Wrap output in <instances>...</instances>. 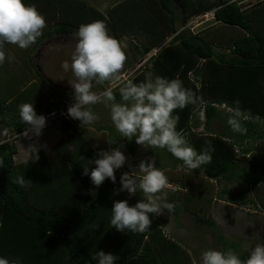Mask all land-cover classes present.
Masks as SVG:
<instances>
[{
  "label": "trees",
  "instance_id": "obj_1",
  "mask_svg": "<svg viewBox=\"0 0 264 264\" xmlns=\"http://www.w3.org/2000/svg\"><path fill=\"white\" fill-rule=\"evenodd\" d=\"M89 1L24 0L43 14L47 26L28 48L27 69L17 70L19 76L22 74L20 83L11 85L12 79L8 78L9 84H0V126L4 135L0 143V256L20 258L22 264H97L95 254L103 251L117 255L116 264L198 262L199 256L192 258L180 243L165 236L164 218L149 214L152 224L145 233L112 228L113 201L128 199L126 192L115 194L120 175L128 168L115 173L116 184L106 179L98 188L82 173L84 166H90L89 171L95 167L86 163L96 158L89 144L95 132H107L108 142L114 141L106 150L124 141L130 154L137 153L135 141L121 139L115 127L80 125L69 117L59 119L61 137L51 148V157L39 149L36 160L30 156L22 163L14 161L17 148L6 138L27 130L19 117V106L33 102L37 115L45 116L56 110L67 111L74 99V90L55 88L45 79L32 52L47 38L76 34L80 25L100 20L119 43L129 35L135 43H129L132 60L124 50V68L115 78L94 88L102 91L113 84L116 101L121 102L120 91L129 80L139 84L160 76L181 80L197 99L175 110L174 115L180 118L177 131H182L198 152L210 150L211 162L192 170L166 149H160L161 154L148 152L157 161L166 160L160 169L177 185L176 192L167 197V202L175 204L169 213L175 221L180 214H189L196 231L206 227L214 232L215 250L231 249L247 259L249 254H244L238 242L224 237L211 211L216 197L223 200L221 196L229 194L227 187L236 182L241 189L223 201L252 207L257 214L264 212V194H260L264 186V0H108V5L102 7ZM210 13L215 27L196 33L185 27L192 18ZM10 45L15 46L4 45L6 55ZM154 50L156 54L147 63L133 74L124 75L133 62ZM230 120L243 131L235 130ZM215 123L221 124L216 133L211 129ZM135 161L138 165L141 160ZM168 161L172 165L166 168ZM177 166L180 172L169 176ZM188 172L201 174L193 189L187 183L192 175L190 179L184 175ZM23 176L25 183L21 185L19 178ZM216 183L224 184L217 196ZM206 185L211 193L204 194ZM144 194L138 191L128 199L129 204L146 199ZM18 230L22 235L13 236ZM12 238L21 245L17 240L8 242Z\"/></svg>",
  "mask_w": 264,
  "mask_h": 264
},
{
  "label": "clouds",
  "instance_id": "obj_2",
  "mask_svg": "<svg viewBox=\"0 0 264 264\" xmlns=\"http://www.w3.org/2000/svg\"><path fill=\"white\" fill-rule=\"evenodd\" d=\"M46 26L45 17L35 5H26L24 0H0V65L10 59L6 56L5 44L28 49L42 36ZM76 36L71 63L64 61L62 64V68L66 72L71 71L74 77L71 83L74 103L67 109L69 118L78 120L80 125H92L98 117L89 106L103 103L110 108L111 121L122 139L134 140L141 146L166 149L188 169H198L211 162L210 150L198 152L187 142L182 131H177L180 118L178 114L174 115L175 110L197 102L181 80L160 76L139 84L129 80L120 91L121 102H117L111 87L99 93L93 89L96 84L115 78L124 68L127 57L119 41L109 34L106 24L100 20L80 25ZM19 117L32 137L38 138L46 126V118L37 115L33 102L19 106ZM229 123L235 130L243 131L234 120ZM108 143L111 145L114 141ZM96 147L94 144L93 148ZM38 151L37 147L31 146L30 155L35 160L38 159ZM95 157L86 161L95 167L89 171L90 166H84L82 175L89 176L97 188L106 179L116 184L115 173L124 167L127 160L123 152L110 147L97 151ZM19 183H25L24 176L19 178ZM119 185L116 195L126 192L131 199L142 191L147 198L134 205H130L128 199L113 201L110 224L118 232L145 233L152 224L149 214L159 216L165 210L172 212L175 208L174 203L157 195L169 185V181L153 159L141 160L135 170L122 173ZM95 259L97 264H116L119 257L97 251ZM201 260L202 264H264V242L258 243L247 259H241L231 249L219 251L210 248L202 252ZM0 264H22V260L0 256Z\"/></svg>",
  "mask_w": 264,
  "mask_h": 264
},
{
  "label": "rangeland",
  "instance_id": "obj_3",
  "mask_svg": "<svg viewBox=\"0 0 264 264\" xmlns=\"http://www.w3.org/2000/svg\"><path fill=\"white\" fill-rule=\"evenodd\" d=\"M92 1L98 7L108 5V0H92ZM211 19H212V14L210 13V14L204 15L203 17H200V19L198 20V22H196V24L201 23V21L204 22V20H207L206 23H210V22H212ZM197 29L198 28H195L193 31H196ZM129 36H124L120 42V45L123 48V50H125L127 52V55L129 56L128 59H129V61H131L132 56L130 54L131 47H129V43H131L133 45V43H135V42L133 39H130L131 37H129ZM72 44H74V46H76L72 39L71 40L67 39L66 41L63 40L62 42H58V43L53 42L52 47L50 46L51 48L49 50H47L45 44H43V45L40 44L34 52L36 54V52H38L41 49L40 51L44 55V57L42 56V59L44 60V62H46L47 60L49 61L46 63V64H49V66H50L49 69H47V71L52 72L53 77H57L59 74L58 69L61 70V67H62V64L64 61H68V62L70 61V59L73 55V52H74V50L73 51H70V50L59 51V50L61 49V47L63 48V46H65L67 49H69V46H73ZM154 51L157 52V50H154ZM154 51H152L150 54L146 55L144 58H142L138 62H133V67H131L130 69H127L124 75L129 76V75L133 74L135 72V69L138 68V66H141V65L147 63L149 57L154 56V54H153ZM156 52H155V54H156ZM53 58L55 59L54 62L52 60ZM41 64H43V63H41ZM67 76H68V80L66 82L72 83V81L74 80L72 78L73 75L71 76V74L70 75L67 74ZM113 86H114L113 84H111L108 87L105 86V88L103 90H105L106 88H109V87L112 88ZM66 88H72V87H71V85H68ZM93 90L96 91L97 93L103 91V90L101 91V89L97 88V86ZM89 107L92 109V111L94 113H96V115L98 117L97 121L92 125H95V126L96 125H100V126L106 125V126L114 127V125L111 121V118H110V108L109 107H106L105 104H103V103L90 105ZM46 126L48 127V129L50 128V130H52V131L54 129L57 131V134H54L49 139L50 142L53 139H57L60 135V132L58 130L59 127H58L57 121L47 120ZM220 128H221L220 123H215L211 127V129L214 133L218 132L220 130ZM26 138H28V136H26L25 139ZM31 138L29 137V140L32 141L34 138H32V139ZM90 139H91V141H90V143L89 142L88 143L91 144L92 148H93L94 144L97 145L96 148H93L96 152L99 150H106V148H108L107 132H103V135H99L98 133L95 132L94 135H91L89 140ZM45 144H47V143H45ZM135 145L137 146V153L135 155H132V154H130L129 149L127 147L126 148L124 147V141H119L117 143V146H118L117 148H119L127 158L125 166L128 167L130 170H135L137 167V165L135 163L138 161H134V160L153 159L155 161V166L158 164L156 166L158 168H160V164L163 161H166L163 158L161 160L157 161L156 159H154L152 156H150L148 154V152L150 150L158 152L159 154H161V151L159 148L149 147L146 145L141 146V145H137L136 143H135ZM43 147H44V144H43ZM47 151H45V152H47ZM47 154H48V156L50 155V157L52 156L50 151H48ZM130 160H133V164H131ZM139 163H140V161H139ZM139 163H137V164H139ZM167 164L168 165L166 166V168H169L172 165L171 161H168ZM179 170H180V166H177L176 170L170 171L168 173V175L172 176V173L180 172ZM189 174H191L193 178H191V180H189L187 182L188 186H190V188H192L193 186H198L201 174H199L198 176H195L191 172H188V175ZM216 184H217V189L215 192L216 193L215 196L220 195L217 193H219L221 187L224 185L222 183L221 184L216 183ZM206 188H208V189H206L204 191V194L206 193V191H209V193H211V189H209L208 185H206ZM227 189L229 191V194L221 196V197H223V200L227 199L228 197L233 198L234 193L237 190H240L241 187L238 183L234 182V183L230 184L227 187ZM199 190L201 191L202 189H195V191H199ZM174 191H176V185H173V184L171 185V183L169 181V185L165 189H163L160 196L163 200L168 201V199H167L168 194L174 193ZM194 196L197 198L196 195H194ZM144 197L147 198V194H144ZM216 198H217V202L213 203L214 208L212 206L213 210L211 211V215L214 218V220L217 222V225H218L220 231L222 232V234L224 235V237L228 241L238 242L240 244V249L243 252H245L244 253L245 255H246V253L250 254L251 250L258 243L264 242V213L260 212L259 214H261L262 215L261 216L259 214H256L255 210L252 207L249 208L248 206L230 205V204H228V202L220 200V199H218V197H216ZM178 206L179 205H177V207ZM244 209H247V210H244ZM188 215L189 214L182 215V216H180L179 219H177L175 221L173 219V215H171L166 210L164 212H162V214L159 216H156L155 214H153V216H155V217H161V218H164L166 220L167 226H166L165 231H164L165 236L169 237V238L171 237V238L175 239L178 243H180V245L191 254L192 258H193V255H195L192 252L193 250L202 249V248L205 249V247H207L208 249H210V248L215 249L214 239H213L214 238V236H213L214 232L207 229L206 227L202 228V232L196 231L194 229V227L192 226L191 217H190V215L189 216ZM174 225L177 226V229H176V227L173 228ZM201 241H204L206 246H204L201 243ZM243 252L241 254H243ZM248 256H247V258H248ZM196 264H202L201 257Z\"/></svg>",
  "mask_w": 264,
  "mask_h": 264
},
{
  "label": "crops",
  "instance_id": "obj_4",
  "mask_svg": "<svg viewBox=\"0 0 264 264\" xmlns=\"http://www.w3.org/2000/svg\"><path fill=\"white\" fill-rule=\"evenodd\" d=\"M92 1V0H91ZM91 3H94V2H91ZM200 17H203V16H200ZM200 17H196V18H192L185 27H188L191 29V31H193L195 28H198L196 31H193V32H199V31H203V30H206L207 28H213L215 27L214 23L213 22H210V23H206L207 20H204L201 21V23H197L198 20L200 19ZM207 18V17H206ZM209 20V19H208ZM213 26V27H212ZM216 37H217V34L216 32L213 33ZM67 39H72L73 42L77 43V36L76 34H67V35H55L51 38H47L45 39L44 41L41 42V44H45L47 50H49L51 47H52V43L55 42V43H58V42H62L63 40H67ZM219 40H217L218 42ZM72 42V41H71ZM221 42V41H219ZM224 43V42H223ZM6 45V44H5ZM73 46H69V49H67L65 46H63V48L61 47V50H70V51H75V47L74 44H72ZM51 46V47H50ZM28 50L29 49H20L17 45L13 46V45H10L9 46V53L8 55H6L7 57H10V59H6L5 62L0 65V71H3L2 72V76L4 78V80L1 82L0 80V84L1 85H7L9 84L6 80L8 78L12 79V81L10 82L11 85H15V84H19L20 82H18V80H20V78H22V74H20V76L17 74V70L18 68L19 69H23V70H26L27 69V66H28V62H27V56L26 54L28 53ZM39 50V49H38ZM41 50V49H40ZM39 50V51H40ZM35 52L33 51L32 52V59L34 61V63L36 64L37 68L39 69L40 73L45 77V79H47V81H49L53 87L55 88H59V89H66V90H73L72 88H66L68 85H71V83H68L66 82L68 80V76L67 74H71L72 76V73L71 71H65L62 67H61V70L58 69V76L57 77H53V73L52 72H48L47 69H49V64H46L47 62H49L48 60L46 62H44V60L42 59V56L44 57L43 53L40 51V52ZM6 52V51H5ZM7 54V53H6ZM74 54V52H73ZM48 59V58H47ZM53 62L55 61V59L53 58L52 59ZM43 63V64H41ZM69 63H71V59L69 61ZM71 78V77H70ZM74 79V77H72ZM57 121V120H56ZM58 123V122H57ZM46 128H44L42 130V133L41 135L37 138V137H32L30 135V133L28 132V130H26L25 132L19 134V135H13L12 137H7L6 138V141H11L15 144L16 148H17V153L16 155L14 156V161L15 163H22L24 161H27L29 158H30V152H31V146H35L37 147L38 149H40L41 151L45 152V151H50L51 152V148L58 142V140L60 139L61 137V132H60V129L58 128L59 132H60V135L57 139H53L51 142H50V138L51 136H53L54 134H57V131L54 129L53 131L50 130V128L48 129L47 126H45ZM59 127V125H58ZM0 129H1V126H0ZM50 130V131H49ZM28 136V138L25 139V137ZM29 137L31 138H34L32 141L29 140ZM31 138V139H32ZM2 139V140H1ZM4 139V135L2 133V131L0 130V143L3 141ZM47 143V144H45ZM43 144H44V147H43ZM42 145V146H41ZM47 151V152H48ZM45 152V153H47ZM52 154V153H51ZM185 177H187L188 179L191 178V174H189L187 176V174H185ZM171 183V182H170ZM172 185V183H171ZM174 185V184H173ZM263 188L264 186L262 187V189H260V194H264L263 192ZM176 189L177 188V185H176ZM176 191H174L175 193ZM173 193H169V195H172ZM257 214V212H255ZM264 213V212H263ZM182 215H185V214H180L179 215V218L180 216ZM261 215V214H259ZM189 216V215H188ZM262 216V215H261ZM217 223V222H216ZM177 224V223H176ZM167 226V225H166ZM176 227L177 229V226L174 225L173 228ZM166 228V227H165ZM17 234L13 235L15 237L19 236V235H22V232L20 230H18L16 232ZM13 240H17V239H9L8 242H11ZM18 241V240H17ZM179 241V240H178ZM19 242V241H18ZM201 243L205 245V242L204 241H201ZM19 244L21 245V243L19 242ZM198 248V247H197ZM206 250V247L205 249H196V250H193V252L195 253V255L199 256V259L201 257V254L202 252ZM200 254V255H199ZM198 259V260H199Z\"/></svg>",
  "mask_w": 264,
  "mask_h": 264
},
{
  "label": "built area",
  "instance_id": "obj_5",
  "mask_svg": "<svg viewBox=\"0 0 264 264\" xmlns=\"http://www.w3.org/2000/svg\"><path fill=\"white\" fill-rule=\"evenodd\" d=\"M155 52L154 51V55H155ZM127 77H123V79H126ZM74 103V99L71 101L70 103V106ZM222 108H224V106H222ZM227 111H229V109H227ZM46 118V121L47 120H59V119H67L68 116H67V111H64V110H56V111H52L51 113H48L47 115L44 116ZM127 161V160H126ZM131 161V164H133V160H130ZM135 161V160H134ZM124 167H126L124 165ZM128 168V167H126ZM130 171V169L128 168V172Z\"/></svg>",
  "mask_w": 264,
  "mask_h": 264
}]
</instances>
